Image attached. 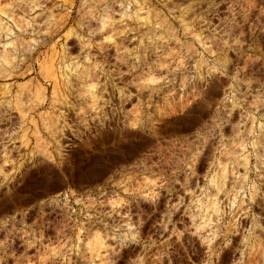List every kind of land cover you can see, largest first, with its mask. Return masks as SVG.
Returning <instances> with one entry per match:
<instances>
[{
  "label": "rangeland",
  "instance_id": "374dc122",
  "mask_svg": "<svg viewBox=\"0 0 264 264\" xmlns=\"http://www.w3.org/2000/svg\"><path fill=\"white\" fill-rule=\"evenodd\" d=\"M0 264H264V0H0Z\"/></svg>",
  "mask_w": 264,
  "mask_h": 264
}]
</instances>
